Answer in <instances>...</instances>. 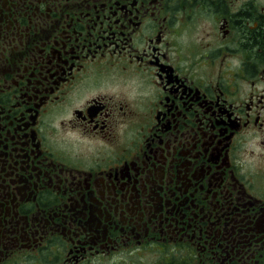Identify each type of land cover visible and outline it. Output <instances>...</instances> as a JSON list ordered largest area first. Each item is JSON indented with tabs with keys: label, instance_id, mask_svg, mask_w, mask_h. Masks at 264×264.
Listing matches in <instances>:
<instances>
[{
	"label": "flooded vegetation",
	"instance_id": "flooded-vegetation-1",
	"mask_svg": "<svg viewBox=\"0 0 264 264\" xmlns=\"http://www.w3.org/2000/svg\"><path fill=\"white\" fill-rule=\"evenodd\" d=\"M0 264H264V0H0Z\"/></svg>",
	"mask_w": 264,
	"mask_h": 264
}]
</instances>
